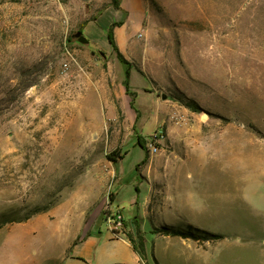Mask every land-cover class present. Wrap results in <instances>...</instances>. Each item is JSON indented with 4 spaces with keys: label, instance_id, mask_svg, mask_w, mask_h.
Masks as SVG:
<instances>
[{
    "label": "rangeland",
    "instance_id": "374dc122",
    "mask_svg": "<svg viewBox=\"0 0 264 264\" xmlns=\"http://www.w3.org/2000/svg\"><path fill=\"white\" fill-rule=\"evenodd\" d=\"M117 2L0 0V264H264V0Z\"/></svg>",
    "mask_w": 264,
    "mask_h": 264
},
{
    "label": "crops",
    "instance_id": "0c3cea01",
    "mask_svg": "<svg viewBox=\"0 0 264 264\" xmlns=\"http://www.w3.org/2000/svg\"><path fill=\"white\" fill-rule=\"evenodd\" d=\"M79 243L73 242L67 248L64 260L67 264H143L121 233L110 231L104 238H93L87 243H81L87 245L84 251L78 250ZM72 252H75L73 256Z\"/></svg>",
    "mask_w": 264,
    "mask_h": 264
},
{
    "label": "trees",
    "instance_id": "16d2710c",
    "mask_svg": "<svg viewBox=\"0 0 264 264\" xmlns=\"http://www.w3.org/2000/svg\"><path fill=\"white\" fill-rule=\"evenodd\" d=\"M111 2H112V6L115 7V9H119L117 0H111ZM107 40L111 44L112 47H115L113 28H111L109 30V32L107 33ZM117 56H118V58L120 59V61L124 65H127L128 64L119 53H117ZM124 75H125V81L123 82V86L125 88V91L126 92H129V82H128V80H129V77H130V70L128 68L125 70ZM28 219L29 218H27V220ZM127 239L130 242V244H131L134 252L138 255L139 258H141L142 257V250L144 249L143 240L141 239V241H140V248L138 249L135 246L134 241H133V239L131 237H128Z\"/></svg>",
    "mask_w": 264,
    "mask_h": 264
},
{
    "label": "built area",
    "instance_id": "2783aa9c",
    "mask_svg": "<svg viewBox=\"0 0 264 264\" xmlns=\"http://www.w3.org/2000/svg\"><path fill=\"white\" fill-rule=\"evenodd\" d=\"M155 138H156V136H155ZM149 148H150V152L152 154L156 153L158 151V149L153 145H149ZM108 223L110 225L114 224L115 228H119L122 225V218L120 216H117L114 220H113V218H109ZM109 228H110V230L112 229L111 226H109Z\"/></svg>",
    "mask_w": 264,
    "mask_h": 264
},
{
    "label": "water",
    "instance_id": "95a60500",
    "mask_svg": "<svg viewBox=\"0 0 264 264\" xmlns=\"http://www.w3.org/2000/svg\"><path fill=\"white\" fill-rule=\"evenodd\" d=\"M72 37L74 39H76L81 44L88 45V43H89L88 40L84 36H82L80 33H76ZM203 117L205 118V117H207V115L203 114Z\"/></svg>",
    "mask_w": 264,
    "mask_h": 264
}]
</instances>
